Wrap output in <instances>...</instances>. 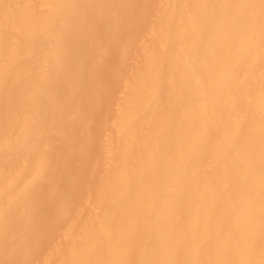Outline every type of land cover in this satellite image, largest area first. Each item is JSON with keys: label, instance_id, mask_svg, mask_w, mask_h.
Returning a JSON list of instances; mask_svg holds the SVG:
<instances>
[{"label": "bare ground", "instance_id": "bare-ground-1", "mask_svg": "<svg viewBox=\"0 0 264 264\" xmlns=\"http://www.w3.org/2000/svg\"><path fill=\"white\" fill-rule=\"evenodd\" d=\"M0 264H264V0H0Z\"/></svg>", "mask_w": 264, "mask_h": 264}]
</instances>
